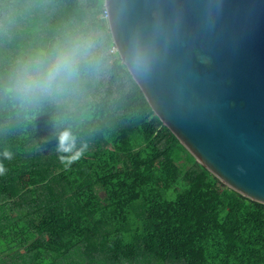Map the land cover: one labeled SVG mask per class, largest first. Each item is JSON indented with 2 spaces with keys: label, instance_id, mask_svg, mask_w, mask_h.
Listing matches in <instances>:
<instances>
[{
  "label": "trees",
  "instance_id": "1",
  "mask_svg": "<svg viewBox=\"0 0 264 264\" xmlns=\"http://www.w3.org/2000/svg\"><path fill=\"white\" fill-rule=\"evenodd\" d=\"M104 0H0V264H264V204L227 186L160 121L115 50ZM73 30L102 54L76 90L23 101L17 59ZM88 151L70 167L54 129Z\"/></svg>",
  "mask_w": 264,
  "mask_h": 264
},
{
  "label": "water",
  "instance_id": "2",
  "mask_svg": "<svg viewBox=\"0 0 264 264\" xmlns=\"http://www.w3.org/2000/svg\"><path fill=\"white\" fill-rule=\"evenodd\" d=\"M121 63L160 121L264 204V0H104Z\"/></svg>",
  "mask_w": 264,
  "mask_h": 264
},
{
  "label": "clouds",
  "instance_id": "3",
  "mask_svg": "<svg viewBox=\"0 0 264 264\" xmlns=\"http://www.w3.org/2000/svg\"><path fill=\"white\" fill-rule=\"evenodd\" d=\"M102 54L96 36L87 30H73L52 43L21 55L10 73V87L23 101L59 99L71 95L89 69H99ZM55 152L61 164L70 167L88 151L80 143L71 126L54 129ZM4 160H12L10 149L0 152ZM7 169L0 163V175Z\"/></svg>",
  "mask_w": 264,
  "mask_h": 264
}]
</instances>
